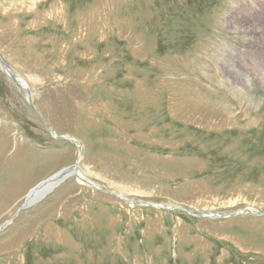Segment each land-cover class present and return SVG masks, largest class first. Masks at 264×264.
I'll list each match as a JSON object with an SVG mask.
<instances>
[{"label": "rangeland", "instance_id": "1", "mask_svg": "<svg viewBox=\"0 0 264 264\" xmlns=\"http://www.w3.org/2000/svg\"><path fill=\"white\" fill-rule=\"evenodd\" d=\"M0 7L1 56L41 79L31 105L0 66V264H264V0ZM48 123L101 189L70 176L22 208L80 153Z\"/></svg>", "mask_w": 264, "mask_h": 264}, {"label": "bare ground", "instance_id": "2", "mask_svg": "<svg viewBox=\"0 0 264 264\" xmlns=\"http://www.w3.org/2000/svg\"><path fill=\"white\" fill-rule=\"evenodd\" d=\"M39 1L40 0H0V6H2V8L3 9H6V13H20V12H29V11H31V10H34V9H36V8H38L37 7V4L39 3ZM46 0H44V2H45ZM108 2V1H107ZM55 3H56V1H55ZM59 3V2H58ZM53 4V3H52ZM35 6H36V8H35ZM52 6H55V7H57L56 6V4H53ZM63 6V5H62ZM54 7V8H55ZM64 7V6H63ZM1 8V7H0ZM52 8V7H51ZM53 9V8H52ZM57 10H58V8H56ZM1 11H3V10H1ZM60 11V14H61V9L59 10ZM53 12H55V11H53ZM249 12V11H248ZM5 13V12H4ZM52 13V12H51ZM59 13V12H58ZM9 14V15H10ZM30 14V13H29ZM22 15H23V13H22ZM24 15H25V13H24ZM62 15V14H61ZM7 16V15H6ZM21 16V15H20ZM30 16H32V14L30 15ZM29 15H28V17H30ZM54 16V15H53ZM58 17H59V15H57ZM56 16V17H57ZM11 17V16H10ZM26 17V16H25ZM25 17L24 18H19V19H25ZM50 17V16H49ZM251 17V16H250ZM27 18V17H26ZM55 18V17H54ZM62 19V18H61ZM65 19V18H64ZM8 20V19H7ZM18 20V19H17ZM28 20V19H27ZM27 20H25L26 22H27ZM36 20V19H35ZM259 20V19H258ZM10 21V20H9ZM23 21V20H22ZM62 21V20H61ZM15 22V21H14ZM32 22H33V20H32ZM52 22V21H51ZM80 22V21H79ZM29 23V22H28ZM35 23V22H34ZM37 23V22H36ZM35 23V24H36ZM54 23V22H53ZM33 24V23H32ZM19 25H20V23H19ZM30 26V25H29ZM9 30V29H8ZM13 30V29H12ZM19 30H21V29H19ZM88 31V30H87ZM12 32V31H11ZM20 33V32H19ZM19 37H20V35H19ZM89 37V36H88ZM253 37V36H252ZM256 39V38H255ZM254 39V40H255ZM258 39H260V38H258ZM12 40V39H11ZM258 41V40H257ZM228 54H230V53H228ZM1 55V54H0ZM240 57V56H239ZM238 57V58H239ZM5 60V59H4ZM238 61V60H237ZM6 62V61H5ZM226 62V61H225ZM7 63V62H6ZM8 64V63H7ZM26 65V64H25ZM229 65V64H228ZM8 66L10 67V70H8V69H4L9 75H14L16 78H17V80L20 82V85H21V89H23L25 92H26V94H27V101H29V103L30 104H32L33 105V98H35L34 97V95H36V92H35V88H36V86L41 82V79L38 77V76H35V75H33V74H30V73H23V74H21L20 72H18L15 68H12L9 64H8ZM24 66V65H23ZM230 66V68H229V70L231 71V74H232V76L235 78V74H239V71L237 70V72H232V70H231V64L229 65ZM254 66V65H253ZM250 70V69H249ZM27 72V71H26ZM6 74V73H5ZM248 74V73H247ZM38 75V74H37ZM255 77H253V79L255 80V81H258L260 84H264V80L263 81H261L260 79L263 77V76H258V75H254ZM241 79H242V82H240V84L243 86V84L244 85H249L250 84V82H249V74H248V77H247V79H245V76H241L240 77ZM43 82V81H42ZM44 83V82H43ZM258 84V83H257ZM40 85V84H39ZM260 86H263V85H260ZM37 89V88H36ZM232 89V88H231ZM242 89V88H241ZM240 88H235V92H237V93H240L239 91L241 90ZM46 95V94H45ZM83 102V101H82ZM189 103H191V102H189ZM79 104H81V103H79ZM198 108H199V110H204L203 109V107H204V105L200 102V101H198ZM245 105V104H244ZM248 106V105H247ZM81 107V106H80ZM214 107V109L216 110V112L218 113V114H221V115H226V116H228L226 119H230V118H233L234 119V117L236 118L237 117V115H241V114H243V117H246V116H248V118L250 119V115H249V113L246 111L247 109H246V107H244L246 110H239L238 112H236V114L237 115H234V116H231V114H230V112H228V108H224V106H220V105H218V107H216L215 105L213 106ZM254 107V106H253ZM35 108V107H34ZM37 109H38V107H37ZM37 109H35V110H37ZM179 110H177V112H178ZM210 111H211V109H210ZM37 112L40 114V112H39V110H37ZM43 112V111H42ZM213 112V111H212ZM211 112V113H212ZM199 113V112H198ZM42 114V113H41ZM40 114V115H41ZM248 120V119H247ZM192 121V120H191ZM208 121V120H207ZM234 121V120H233ZM212 122V121H211ZM250 122H251V120H248V122H247V124L249 125L250 124ZM255 122V121H254ZM231 123V122H230ZM49 124V123H48ZM210 123H208V125H209ZM50 125V124H49ZM211 125V124H210ZM50 129H51V133L53 134V136L55 137V138H59V137H62V138H66V139H69V140H71V141H73L78 147H79V151H80V153L78 152V156H77V160H78V163H79V166H78V171H77V174H78V176L80 177V179L79 178H77L78 179V181H82V182H85V183H88L89 185H91V186H93V188L95 187V188H97V189H101L100 187V185H98L97 183H95V182H92L91 180H89L88 178H87V174L85 173V171H83V168H81V166H80V164H81V161H82V159H83V143H81V141L80 140H78L77 138H72V137H70L69 135H60L56 130H54L52 127H51V125H50ZM221 129V128H220ZM77 160H76V162H77ZM70 167L71 166H67V167H65V168H63V169H61L60 171H58V172H56L55 174H53L52 176H50L49 178H51V177H53V176H55V175H60L62 172L65 174L64 175V177L60 180V181H50L49 183H45L43 186L41 185V187L38 189V190H36L35 192V195L33 196V199L35 198V197H42V196H45L46 194H48V193H46L45 194V192L46 191H48V192H50V190L52 191V189L53 188H55L57 185H60L65 179H67V178H69L70 176H74V177H77L76 175H75V173H74V171H73V169H74V167L72 168V169H70ZM72 170V171H71ZM57 176V177H58ZM49 178H47V179H49ZM46 179V180H47ZM41 182H43V181H41ZM40 182V183H41ZM57 182V183H56ZM56 183V184H55ZM55 184V185H54ZM108 190V189H107ZM117 191V190H116ZM119 191V190H118ZM30 192V191H29ZM109 192H114V193H117V192H115V191H109ZM121 192V191H120ZM129 193V192H128ZM29 194V193H28ZM45 194V195H44ZM117 195V194H116ZM28 196V195H27ZM117 196H123V197H126V198H128L127 197V194L126 193H118V195ZM195 198V197H194ZM135 200H137V199H135ZM131 201H133V203L135 202L134 200H131ZM152 203V202H151ZM148 204V203H147ZM155 206H157V207H161V208H171V209H173L172 207H175V206H180V205H167V204H157V203H153ZM152 205V204H151ZM192 205V204H191ZM190 205V206H191ZM195 206V205H194ZM199 208V207H198ZM257 209V208H255V207H250V209ZM189 209H192V208H189ZM195 209V208H194ZM197 209V208H196ZM195 209V210H196ZM208 209V208H207ZM203 211V210H202ZM203 212H205V211H203ZM200 214V213H199ZM205 214L206 215H204V216H206V217H209L210 216V219H211V217H216L217 216V214H214V213H212V212H210V213H208V212H205ZM220 215V214H219ZM180 236V235H179ZM182 236V235H181Z\"/></svg>", "mask_w": 264, "mask_h": 264}, {"label": "water", "instance_id": "3", "mask_svg": "<svg viewBox=\"0 0 264 264\" xmlns=\"http://www.w3.org/2000/svg\"><path fill=\"white\" fill-rule=\"evenodd\" d=\"M0 66H1V69L19 86V87H21V85H20V82L17 80V78L12 74V75H9L4 69H8V70H10V67L8 66V64L5 62V60L3 59V57L0 55ZM4 68V69H3ZM32 105V104H31ZM73 142V141H72ZM74 143V142H73ZM76 143V142H75ZM78 166H79V163H78V160H77V162H76V164H74L73 166H71L70 167V169H72L73 167H74V169H73V171H74V173H75V175L77 176V178H79L80 179V177L78 176V174H77V171H78ZM72 171V170H71ZM64 173L62 172L59 176L58 175H55V176H53V177H51V178H49V179H47V180H44L43 182H41V183H39V184H37L35 187H33V189L32 190H30V192H29V194H28V196H27V198H26V200H25V202H24V205H23V207L22 208H26V207H28L29 205H31L35 200H36V198L37 197H35L34 199H33V196L35 195V191L36 190H38L40 187H41V185L43 186L45 183H49L50 181H60L63 177H64ZM58 176V177H57ZM56 182V183H57ZM55 183V184H56ZM54 184V185H55ZM51 191V190H50ZM46 193H48V191H46L45 192V194ZM44 194V195H45ZM116 195V194H115ZM40 197V196H39ZM43 197V196H42ZM151 205V204H150ZM153 206H155V205H153ZM21 208V209H22ZM166 208V207H165ZM168 208V207H167ZM172 208H175V209H178V210H181V211H185V212H189V213H191L192 211H193V209H189V208H184V207H182V206H175V207H172ZM20 209V210H21ZM255 211H258V212H260L261 214H264L263 212H261V211H259L258 209H254ZM197 211L200 213V214H202V215H206L205 214V212H203V211H201V210H199V209H197ZM230 215H232V214H230ZM4 227V226H3ZM3 227H0V230H2L3 229Z\"/></svg>", "mask_w": 264, "mask_h": 264}, {"label": "crops", "instance_id": "4", "mask_svg": "<svg viewBox=\"0 0 264 264\" xmlns=\"http://www.w3.org/2000/svg\"><path fill=\"white\" fill-rule=\"evenodd\" d=\"M6 61V60H5ZM8 64H9V62L8 61H6ZM1 73H3L1 70H0V84H2V82L3 83H6L4 80H3V78L4 77H2L1 76ZM5 74V73H4ZM6 75V74H5ZM7 76V75H6ZM17 86V85H16ZM21 89V88H20ZM71 141V140H70ZM104 143H105V141H104ZM109 143V142H108ZM86 144L88 145V143L86 142ZM85 151H87V149H86V147H85ZM68 153H69V149H68ZM64 154H65V151H59L58 152V155H60V156H58L56 159H55V157L52 159V161L47 165V169L49 170H54V169H56L57 167H60L61 166V162H64ZM62 156V157H61ZM66 166H68V165H66ZM70 166V165H69ZM63 167H65V166H63ZM62 167V168H63ZM78 182V181H77ZM58 186V185H57ZM60 195H62V192H60L59 193ZM64 196H68V193H66ZM65 199L67 200V201H65ZM70 199V198H69ZM69 199H67V197H63V198H61V199H58V200H55V199H53L52 200V203H50V206L49 207H52V208H54V207H56V206H59V204L63 201H65V203H64V210L66 209L67 210V208L68 209H71V208H73V206H72V200H69ZM82 199H84V200H86L87 201V204L90 202V201H92V202H94V200H91L89 197H83ZM69 204V205H68ZM84 205V204H83ZM87 213H88V215L90 214V211L89 210H87ZM90 216V215H89ZM88 216V217H89Z\"/></svg>", "mask_w": 264, "mask_h": 264}]
</instances>
